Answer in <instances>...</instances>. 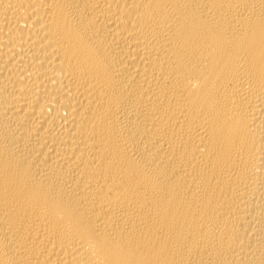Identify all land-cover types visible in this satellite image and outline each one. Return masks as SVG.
<instances>
[{
	"label": "bare ground",
	"instance_id": "bare-ground-1",
	"mask_svg": "<svg viewBox=\"0 0 264 264\" xmlns=\"http://www.w3.org/2000/svg\"><path fill=\"white\" fill-rule=\"evenodd\" d=\"M0 264H264V0H0Z\"/></svg>",
	"mask_w": 264,
	"mask_h": 264
}]
</instances>
